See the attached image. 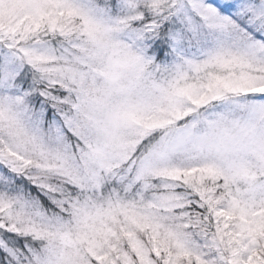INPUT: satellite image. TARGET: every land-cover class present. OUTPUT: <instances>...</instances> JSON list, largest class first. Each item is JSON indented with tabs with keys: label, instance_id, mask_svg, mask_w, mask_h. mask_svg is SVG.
Segmentation results:
<instances>
[{
	"label": "snow or ice",
	"instance_id": "obj_1",
	"mask_svg": "<svg viewBox=\"0 0 264 264\" xmlns=\"http://www.w3.org/2000/svg\"><path fill=\"white\" fill-rule=\"evenodd\" d=\"M0 264H264V0H0Z\"/></svg>",
	"mask_w": 264,
	"mask_h": 264
}]
</instances>
